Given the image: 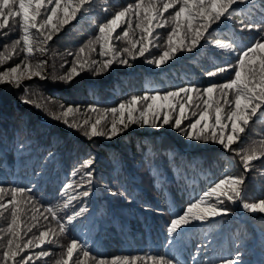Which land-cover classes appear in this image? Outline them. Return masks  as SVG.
Returning a JSON list of instances; mask_svg holds the SVG:
<instances>
[{"label": "snow or ice", "instance_id": "obj_1", "mask_svg": "<svg viewBox=\"0 0 264 264\" xmlns=\"http://www.w3.org/2000/svg\"><path fill=\"white\" fill-rule=\"evenodd\" d=\"M256 7L254 0H134L124 5L115 0H0V29L7 27L11 32L18 23L21 32L18 38L0 50V66L23 53L18 63L0 71V85L22 88V103L47 110L44 103L38 102L35 94L29 93L31 86L24 84V81L33 78L43 80L50 76L53 80L67 83L83 71L100 75L114 64L132 67V62L138 58L159 68L180 53H191L197 47H202L201 41L224 52L234 53V62L227 58L206 73L209 77H215L218 73L234 70L231 78L222 83L210 82L203 87L188 84L165 92L146 91L142 95L130 96L117 106L106 108L88 105L82 122L74 119L77 113H81L79 106L65 107L61 104V111L50 113L53 119L82 131L90 139H112L131 124L156 129L170 125L189 141L218 144L223 150H230L239 156L243 174L225 175L170 219L166 228V243L171 249H179L186 233L200 226L213 229L217 218L232 215L231 204L239 202L247 212L264 214V197L249 202L245 191L246 174L256 167L253 162L259 160L260 166L264 167V139L248 143L252 127L256 122H264V38L245 46L234 39L219 36L218 28L213 27L219 26L222 21L226 24L239 15L241 29L262 31L264 8L261 9V20L256 22L251 18L252 10ZM98 15L97 32L82 43L75 54L68 53L74 55L71 68L61 75H56L55 71L48 74V60L37 59L36 54H48L49 42L54 35L77 20L78 16L92 19ZM122 25L125 27L118 32ZM168 26L170 30L163 34L165 38L161 40L162 33L157 29ZM117 42H120V46H117ZM97 46L102 58L99 60L91 55L96 52ZM153 48L160 51L153 52ZM87 113L95 114V119ZM185 120L189 121L186 125ZM246 129L248 134L242 141L241 134H245ZM238 141H241L240 145L233 148ZM26 147L21 142L16 150L22 154ZM54 155L52 151L47 152L40 165L41 171L50 159H54ZM93 163L91 156L83 159L71 172V176H79V180L68 181L59 190L58 195L64 198L62 206L39 205L44 207V212H40L37 206L35 184L0 185V217L8 214L7 225L0 227V264H30L34 255L36 258L48 257L51 250L43 246L57 244L56 237L65 235L69 226L78 220L82 222L90 211L87 198L93 195L97 184ZM34 175L38 176L40 172L34 170ZM103 187L112 196L131 199L125 191L107 184ZM78 200L79 205L70 208L72 202ZM64 209L69 211L63 216L59 215ZM49 218L55 221V228L50 225ZM33 229H39L38 234L33 233ZM29 233L32 235L29 236ZM211 243L212 240L205 234L204 239L195 245L194 254H191L192 264H245L242 259L244 252L239 244L235 245L234 254L205 259ZM59 247L61 251L52 264H89V260H94L95 264H186L168 254L118 256L110 260L98 258L92 256L86 241L77 238L71 239L66 247L63 244H59ZM34 249L40 251L33 253L31 250Z\"/></svg>", "mask_w": 264, "mask_h": 264}, {"label": "trees", "instance_id": "obj_2", "mask_svg": "<svg viewBox=\"0 0 264 264\" xmlns=\"http://www.w3.org/2000/svg\"><path fill=\"white\" fill-rule=\"evenodd\" d=\"M115 2L124 5L134 0ZM254 2L257 7L252 10L251 18L259 22L264 0ZM99 15L92 19L78 16L77 20L54 35L49 42L48 54H36L37 59L48 60V74L55 71L56 75H61L71 68L74 55L68 53L75 54L78 47L97 32ZM240 19L237 15L232 21L226 24L222 21L219 26L213 27L218 28L219 36L234 39L245 46L264 38V30L241 29L238 23ZM245 22H248L247 19ZM124 27L122 25L118 32ZM169 30L170 26L157 29V32L162 33L161 40ZM20 35L18 23L11 32L7 27L0 29V50ZM201 45L191 53L178 54L177 58L159 68L138 58L132 62V67L114 64L100 75L83 71L67 83L53 80L50 76L43 80L33 78L24 81V84L31 86L29 93L35 94V98L44 103L47 110L22 103V88L0 85V185L35 184L38 207L62 206L64 198L58 195L62 185L73 179L79 180V176H71L72 170L83 159L89 156L94 158L92 168L97 184L93 195L87 198L90 211L82 218V222L78 220L69 226L65 235L56 237L57 244L43 246L51 250L48 257L36 258L34 255L30 264H52L61 251L59 244L66 247L73 238L86 241L92 256L98 258L110 260L118 256L168 254L192 264L191 254H194L195 245L204 239L205 234L212 240L205 259L234 254L235 245L239 244L244 252L242 259L245 264H264V214L247 212L240 207L239 202L230 205L232 215L217 218L213 229L200 226L186 233L179 249H171L166 243V228L174 214L182 211L193 198L199 197L225 175L243 174L242 163L235 153L211 142L189 141L170 125L156 129L131 124L112 139H90L82 131L69 128L50 115L61 111V104L65 107L79 106L81 113H77L74 119L82 122L88 105L112 107L132 95H142L146 91L165 92L188 84L203 87L210 82L222 83L231 78L234 70L218 73L215 77H209L206 73L227 58L234 62L235 54L203 41ZM117 46H120V42H117ZM99 51L97 46L92 57L102 59ZM152 51L158 52L160 49L153 48ZM22 57L23 53L14 56L11 61L0 66V71L18 63ZM86 115L95 119V114ZM188 123V120L184 121L185 125ZM247 134L248 129L245 134H241L242 141ZM260 139H264V122H256L252 127L248 143ZM21 142L27 145L22 154L16 150ZM240 143L238 141L232 147L237 148ZM48 151L55 154L54 159H50L41 171V162ZM253 164L256 167L246 174L245 179L249 202L264 197V167L260 166L259 160ZM34 170L40 175H34ZM104 184L125 191L131 199L110 195ZM79 203V200L73 201L70 208ZM44 207H39V211L44 212ZM66 211L69 209L60 211L59 215L63 216ZM239 212L244 213L243 220L238 218ZM24 219L27 220V217ZM7 223L6 213L5 217H0V227H5ZM49 223L53 228L56 227L51 218ZM38 231L33 229V233L38 234ZM31 251L35 253L40 249ZM89 264H95V261L89 260Z\"/></svg>", "mask_w": 264, "mask_h": 264}, {"label": "bare ground", "instance_id": "obj_3", "mask_svg": "<svg viewBox=\"0 0 264 264\" xmlns=\"http://www.w3.org/2000/svg\"><path fill=\"white\" fill-rule=\"evenodd\" d=\"M143 249V248H142Z\"/></svg>", "mask_w": 264, "mask_h": 264}]
</instances>
